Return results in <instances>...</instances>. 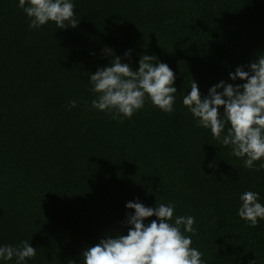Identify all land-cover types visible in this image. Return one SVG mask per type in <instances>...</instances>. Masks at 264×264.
I'll return each instance as SVG.
<instances>
[{"label": "trees", "instance_id": "16d2710c", "mask_svg": "<svg viewBox=\"0 0 264 264\" xmlns=\"http://www.w3.org/2000/svg\"><path fill=\"white\" fill-rule=\"evenodd\" d=\"M72 2L77 27L29 30L19 0H0V246L27 240L25 264H82L106 234L127 235V202L163 203L170 223L195 218L184 234L203 264H264V220L238 215L246 191L264 205V169L245 168L183 105L192 80L202 97L245 83L229 74L264 56V0ZM142 54L175 73L174 111L146 98L121 123L92 108L90 75L115 56L138 70Z\"/></svg>", "mask_w": 264, "mask_h": 264}, {"label": "clouds", "instance_id": "9594fccd", "mask_svg": "<svg viewBox=\"0 0 264 264\" xmlns=\"http://www.w3.org/2000/svg\"><path fill=\"white\" fill-rule=\"evenodd\" d=\"M18 7L28 18L29 30H39L49 22L57 29L75 28L79 24L74 18L72 0H19ZM104 51L109 55L112 52L107 47ZM125 58H131L130 50L125 52ZM229 77L232 81L239 79L245 83L234 86L220 81L202 97L198 84L192 80L191 91L183 97V105L198 127L210 129L215 140L230 147L233 156L244 160L245 168L260 171L264 169V56L247 66H238ZM89 82L92 85L90 91L96 94L91 107L110 114L121 123L141 110L146 98L164 113L174 111L175 73L155 55L142 54L138 70L115 56L110 66L98 68L91 74ZM76 106L77 102L73 100L68 108ZM221 107L223 115L219 111ZM226 124L227 133L222 135ZM256 162H259L258 167ZM209 167L215 165L209 164ZM240 201L239 217L249 222V227H257L258 219L264 220V205L258 202L259 193L246 191ZM126 208L134 210L127 215V235L117 234L113 238L106 234L99 243L81 253L82 264H203L202 253L191 247V236L184 234H196L193 216H179L170 223L175 208L172 204L161 203L153 208L129 201ZM153 216L156 219L145 224V220ZM35 256L36 248L27 240L15 247L0 246V260L3 261L15 257L16 264H25L26 259Z\"/></svg>", "mask_w": 264, "mask_h": 264}]
</instances>
